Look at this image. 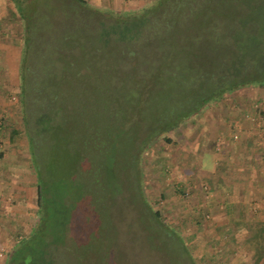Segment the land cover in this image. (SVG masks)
Wrapping results in <instances>:
<instances>
[{"label": "rangeland", "instance_id": "374dc122", "mask_svg": "<svg viewBox=\"0 0 264 264\" xmlns=\"http://www.w3.org/2000/svg\"><path fill=\"white\" fill-rule=\"evenodd\" d=\"M156 1L142 7L103 6L93 0H87L88 5L26 0L24 6L15 1L21 16L28 8L33 15L30 30H25L27 25L21 28L29 39L24 52L29 43L31 75L40 68L54 76L62 108L51 120L44 119L43 126L37 121L41 110L35 92L27 90L21 103V82L18 123L28 141V175L34 183L23 189L18 181L19 189L13 187L10 194L0 189V264H8L24 239L30 264H236L222 251L223 244L207 233L210 228L216 233L223 220L221 156L214 151L219 144L210 141L196 149L220 103L243 86L264 85V0H175L177 17L170 24L176 29L175 41L158 40L170 29L156 21L152 29L161 33L118 41L115 34L124 28L115 23V15L141 11ZM158 48L163 55L156 59L153 51ZM244 49L249 51L246 56ZM120 50L129 59L115 57ZM122 61L123 67L134 70L123 68ZM137 63L155 67L135 71ZM218 73L210 91L247 82L223 90L155 138L153 132L161 133L175 117V110L164 111L177 102L195 104L197 89L211 84ZM41 126L44 131L36 137L47 152L45 164L53 168V180L46 187L48 216L36 229L39 182L29 135ZM14 174L23 176L21 170ZM239 256L250 263V251Z\"/></svg>", "mask_w": 264, "mask_h": 264}, {"label": "crops", "instance_id": "0c3cea01", "mask_svg": "<svg viewBox=\"0 0 264 264\" xmlns=\"http://www.w3.org/2000/svg\"><path fill=\"white\" fill-rule=\"evenodd\" d=\"M93 1L120 7L123 4L142 7L149 2ZM24 21L15 0H0V189L6 188L8 194L13 187L19 189L18 181H22L23 189L34 183L28 175L31 172L25 152L29 151L28 141L23 137L17 115L16 95L22 82L25 46V33L21 29L26 28ZM232 96L220 103L218 115L209 122L210 130L203 132V143H198L196 149L215 142L219 146L214 151H220L221 156L218 188L223 198L224 209L220 213L223 220L216 226V233L211 228L207 233L223 244L222 251L230 260L234 257L236 264H264V253H259L264 249V85L243 86ZM236 133L238 138L234 137ZM18 170L22 171L21 179L14 174ZM1 196L2 192L0 200ZM0 234H3L1 228ZM243 250L251 252L250 263L246 258L240 260L239 252Z\"/></svg>", "mask_w": 264, "mask_h": 264}, {"label": "trees", "instance_id": "16d2710c", "mask_svg": "<svg viewBox=\"0 0 264 264\" xmlns=\"http://www.w3.org/2000/svg\"><path fill=\"white\" fill-rule=\"evenodd\" d=\"M16 2L21 1V4H26L24 3L26 0H15ZM80 4L82 5H88L87 0H77ZM189 0H186V2H188ZM173 3H175V0H157L156 2H154L153 4H151L150 6L142 9L141 11L135 12V13H129V12H122V13H117L115 15L116 17V24H118L121 28V25L123 26L124 30L115 34L116 39L119 41V39H131L133 37H142V36H149L153 33L157 34V33H161L160 29L158 28L157 30H153L152 29V24L153 21H156V23H158V26H165L167 27L168 30L165 34L163 39L161 37H158V40L161 41L162 43H165L167 40H170L171 42L175 41L176 37L174 38V34H175V26L174 25H170L172 23L171 19H176L177 15L174 12V6ZM185 5H187V3H185ZM29 9V8H28ZM25 11L24 9V17L25 20L27 18H31L32 15V11L29 10ZM67 10V9H66ZM70 10V9H68ZM81 13H83V11H79ZM75 13L78 14V12L75 11ZM173 15H171V14ZM180 15L182 16V14L185 15V11L181 10L179 11ZM85 14V13H83ZM86 15V19L90 20L91 17H89L87 14ZM152 15L153 18L150 16ZM170 20H169V19ZM31 19H27V29L26 30H30V21ZM97 21V20H96ZM98 22V21H97ZM101 25H104L102 22H98ZM114 23V24H115ZM121 24V25H120ZM148 25V28L146 27ZM150 26V27H149ZM26 31V32H28ZM143 39V38H142ZM25 40L28 42V36L25 37ZM144 40V39H143ZM25 41V42H26ZM145 41V40H144ZM148 42V41H146ZM145 43V42H144ZM149 43V42H148ZM29 44V43H28ZM28 44H27V48H26V52L24 57H23V61H22V83H23V92L21 94V98L20 101L21 103L24 102V95L26 97L27 95V90L34 93L35 92V97L33 96V98H35L37 100V104L39 105V108L41 110L37 121L43 123V120H51L53 118V115L55 114V112L59 115L60 114V102L59 99L55 96V89L53 86V82L55 81L54 76H52L51 74L49 75L46 70H42L40 72V68L36 69L35 71L33 70V73H36L34 76L31 75L32 70H29V66L27 64V59H28V55H29V51H28ZM150 44V43H149ZM244 44V43H242ZM153 45H155L153 43ZM243 51V56L248 55L249 51H247V49L242 50ZM157 56H153L156 59L160 58L163 55V52L160 56V50L158 49H154L153 51ZM259 53H257L256 55H258ZM255 55V56H256ZM115 57H120V58H125V59H129L128 55H125L122 50L119 51V53L114 54ZM155 63V62H154ZM124 62L122 61V67H123ZM138 64V63H137ZM129 65L126 64L125 69L128 70H134V68H129ZM146 65L145 67H140L139 64L138 66H136L137 70L135 71H140V68H145L144 70H147L149 68H153V66L155 67L154 64H152L151 66ZM139 69V70H138ZM234 69V67L232 68ZM231 69V70H232ZM31 71V72H30ZM44 71V72H43ZM148 71V70H147ZM149 72V71H148ZM147 72V73H148ZM229 72V71H226ZM39 73V76H37ZM146 73V74H147ZM220 73H218V75L216 77L211 78L212 80L210 81L211 84L203 86L201 85V87L199 89H197L196 91V95L195 98L193 99L196 103L195 104H189V107L186 105L185 102L182 103H176V105H173L171 108H167L164 112L169 111V109H171L172 111L175 112V117H173L174 119H171L170 122H168V127H165L162 129L161 133L159 131H154L153 132V136L156 138V136L158 134H162L164 132L173 130L175 127H177L179 125L180 122H182L183 120H185L186 118L190 117L191 115L195 114L196 112H198L201 108H203L208 101L212 100L213 98L217 97L223 90H234L236 89V87L242 84H245L247 82V80L245 81H238L235 85H231L227 88H223L220 89V92L216 93L215 89L210 91L211 86L213 85V83L215 82V80L217 79V77L219 76ZM224 74V72H223ZM34 80V81H33ZM54 80V81H53ZM257 81V80H254ZM45 82H49V87L46 88L45 87ZM259 82V81H257ZM39 83V84H38ZM191 99V98H190ZM51 100L54 101V103L52 104ZM57 104V105H56ZM204 104V105H203ZM182 107L184 110L183 111H179L177 112V110ZM188 114H191L190 116H188ZM56 115V114H55ZM42 116L44 118H42ZM153 118V116H152ZM155 119H153L152 121H154ZM46 125V123H43V126ZM43 126H41L39 129H37L35 127L34 129V135H29V140H30V147H31V156L33 159V167L37 173V177H38V201H39V223L36 226V229L40 227V223L43 220V218L45 216H48L47 211H45L44 205H45V200L46 197L48 195L47 193V183L52 179V170L53 168L50 167H46V155L47 152L46 151H42V146L40 144L41 140H39L36 137V133H41L42 131H44ZM167 141H170V137L165 136ZM133 140V138L131 139V141ZM130 141V142H131ZM147 145V143H146ZM141 147L140 150L144 149L145 146ZM40 151H37V150ZM46 168H47V172H46ZM52 168V169H51ZM139 175H141L142 178V171L139 169ZM140 180V179H139ZM143 195V194H142ZM155 215L158 216L161 219V212L159 210L155 211ZM25 240V239H24ZM20 241V243L17 245V247L15 248V250L11 253L10 257H9V261L8 264H30V262L32 261V256H31V252L28 249H25L22 242L24 241ZM259 253H264V249L259 252Z\"/></svg>", "mask_w": 264, "mask_h": 264}, {"label": "built area", "instance_id": "2783aa9c", "mask_svg": "<svg viewBox=\"0 0 264 264\" xmlns=\"http://www.w3.org/2000/svg\"><path fill=\"white\" fill-rule=\"evenodd\" d=\"M234 137H235V138H238V137H239V135L236 133V134L234 135Z\"/></svg>", "mask_w": 264, "mask_h": 264}]
</instances>
